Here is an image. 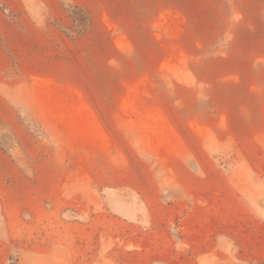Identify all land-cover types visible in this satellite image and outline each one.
Instances as JSON below:
<instances>
[{
  "label": "rangeland",
  "instance_id": "rangeland-1",
  "mask_svg": "<svg viewBox=\"0 0 264 264\" xmlns=\"http://www.w3.org/2000/svg\"><path fill=\"white\" fill-rule=\"evenodd\" d=\"M0 264H264V0H0Z\"/></svg>",
  "mask_w": 264,
  "mask_h": 264
}]
</instances>
